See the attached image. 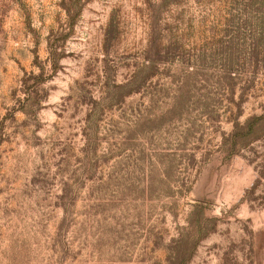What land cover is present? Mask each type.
Returning a JSON list of instances; mask_svg holds the SVG:
<instances>
[{
	"label": "rangeland",
	"instance_id": "1",
	"mask_svg": "<svg viewBox=\"0 0 264 264\" xmlns=\"http://www.w3.org/2000/svg\"><path fill=\"white\" fill-rule=\"evenodd\" d=\"M0 264H264V0H0Z\"/></svg>",
	"mask_w": 264,
	"mask_h": 264
}]
</instances>
